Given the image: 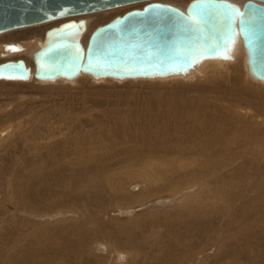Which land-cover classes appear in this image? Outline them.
<instances>
[{
    "label": "bare ground",
    "instance_id": "1",
    "mask_svg": "<svg viewBox=\"0 0 264 264\" xmlns=\"http://www.w3.org/2000/svg\"><path fill=\"white\" fill-rule=\"evenodd\" d=\"M187 1L180 0L184 6ZM233 1L241 4L244 0ZM140 2L145 1L131 4ZM122 6L126 5L108 9ZM105 10L91 14L98 16ZM40 30L36 27L9 33L13 41L24 44L20 52L27 63L32 64L29 52L40 39ZM242 54L241 47L233 57L236 66ZM218 62L222 65L226 60ZM206 63L205 68L212 67L211 77H216L220 69L215 61ZM220 68L236 69L228 64ZM245 73H232L231 78L224 79L208 75L212 88L197 84L176 87L173 93L154 90L156 95L148 94L141 102L138 97H121V104L129 103L133 108L127 105L129 108L110 126L104 124L115 136L114 143H107L114 163L105 168L99 165L103 153L97 152L105 143L82 149L76 144L75 153L58 155L61 147L65 149L77 139L72 138L74 133L47 150L45 158L34 154L22 163L15 159L2 162L0 264H115V260L119 264H264V89L246 86ZM179 76L164 78L175 80ZM210 93L235 98L222 99L228 101L223 106L221 99L210 98ZM242 102H246L247 111ZM234 107L230 113L223 110ZM142 108L155 120L146 130L143 123L133 126L125 117L129 111L140 118ZM148 118L143 117V121ZM32 130L35 142L50 146L47 138H39L37 127ZM54 163L66 164L55 168ZM32 166L38 168L36 175L54 173L62 188L53 185L51 191H26L24 176ZM97 166L100 169L96 170ZM127 178L122 189L119 180ZM3 180H7L8 192ZM152 208L158 210L136 219L112 216L117 209L135 216ZM11 210L38 217L26 218ZM65 212L72 213V219L58 220V216L67 215ZM39 216L56 220L37 219Z\"/></svg>",
    "mask_w": 264,
    "mask_h": 264
},
{
    "label": "water",
    "instance_id": "2",
    "mask_svg": "<svg viewBox=\"0 0 264 264\" xmlns=\"http://www.w3.org/2000/svg\"><path fill=\"white\" fill-rule=\"evenodd\" d=\"M139 1L145 3L97 24L86 43L87 19L72 17ZM200 3L206 4L197 9L204 13L203 24L194 28L184 17ZM217 5H234L249 19L233 21L232 9ZM65 17L45 28L32 64L7 58L25 48L22 42H4L0 80L183 75L204 60H229L242 47L247 72L264 82V0H188L185 6L161 0H0V34Z\"/></svg>",
    "mask_w": 264,
    "mask_h": 264
},
{
    "label": "rangeland",
    "instance_id": "3",
    "mask_svg": "<svg viewBox=\"0 0 264 264\" xmlns=\"http://www.w3.org/2000/svg\"><path fill=\"white\" fill-rule=\"evenodd\" d=\"M162 1H166V2L169 1L170 3L177 4V5L179 4L180 6H184L180 2V0H173V2H172V0H162ZM143 3H145V2H140V3H136V4L122 6L119 8H114V10L113 9H111V10L107 9L105 11H108V13L104 11L105 13L103 12V14H99L98 16L97 15L92 16L91 13L83 16L87 19V23H89L88 29L85 31L86 33L84 34L85 36H83V39H87V36H88L87 33L90 32L97 24H100V23L107 21L116 13H122L124 10H126L128 8L141 7L143 5ZM90 17H92V20L94 23H92ZM88 20H89V22H88ZM50 25H53V24L47 22L46 24L43 23V24H38V25H33V26H27V27H23V28L14 29V30L16 32L25 31V30L28 31L31 29H35L36 27L39 29H42L39 31L41 33L39 36L40 39H38L30 49L29 53H32V50H34V48L37 47V44H38L37 42L39 40L43 39L45 28L50 26ZM14 30H12V31L10 30V32H8V36L6 35L7 34L6 32L2 33L3 35L0 34V52H1L0 54H2V51H3V43L9 42L8 39H11L10 41H13L11 36L9 37V33H13ZM41 36H42V38H41ZM22 55H21V52H17V53H14L7 58L22 57ZM30 56L32 58V54H30ZM242 56H243V54H242ZM4 58H6V57H4ZM4 58H2L0 56V61L3 60ZM231 59H230V61L226 60V62H224L222 65H220L218 62L220 59H216V58L211 59V61H215L216 67L217 68L219 67L218 68V69H220L219 73L224 72L222 76H221L222 73L220 74V76L218 73V75L216 77H214V76H212V77L217 78L219 76V78H221V79H224L225 77L231 78L233 74L237 75L238 73H242V72L245 73L246 72L244 74L245 79L247 81V83L245 82L246 86H248L249 88H252V89H256V90L264 89V82L257 79L253 75H250L247 72L246 65L244 63V56L241 58L240 62L237 63L238 64L237 66H236V62H233V57ZM206 61H203L201 63V65L203 64L202 65L203 69L200 68L201 65L196 64V66L192 68V71H191V69H189L185 74H183V76H181L182 74H180V76L178 78H175V80L173 78H171V80H170V78L165 79L164 77L121 78V79L112 78V77L92 78L89 74H82V75H79L77 78H74L71 80L58 79V80H54V81H42V80H36L34 78H29L26 80H0V164H2V162L8 163V161L13 160V159H15V162L19 161L20 163H22L24 161V159H26V158L31 159L32 156H34V154L39 155L40 157L43 156L45 158L48 156L47 150L56 146L57 142H63L64 139L68 140L70 135H72L74 133L75 137H72V138L75 139L77 137V139L81 143L76 142L77 139H75L74 142L67 144L65 149H63V147H61L58 155H61V153H63L64 151H71V152L75 153L76 147H77L76 144L78 145L79 149H82L86 145L88 147H98L102 143L103 144L105 143L104 144L105 147L103 149L97 150V152L99 154L103 153L102 159H101V162L99 163V165L101 166V168H105L109 165H112L114 163V161H113V158L111 157V155L109 154V151H108L109 145L108 144L111 142L114 143L115 136L110 130L107 131V126L104 124L109 123V126H110L111 121L114 118H116L117 116H119V114L124 109L129 108L128 106H131V108H133L132 107L133 105H131V104L128 105L129 103L121 104L120 103L121 97H123V99L125 98V99H129V100H135L138 97L137 99L141 102V101H143V99L148 97V94L156 95L154 90H158V89H159L158 91L173 93V92H176V90H177V89H175L176 87L178 88L181 86H188V85L203 84L205 86L208 85L210 88H212L211 87L212 84L208 81V79L206 77H208V75L211 77V75L213 74V71H212V67H208V66H207L208 68L204 67L205 66L204 64L206 63ZM208 61H209V59H208ZM227 64L228 65H234V67L236 69L235 70H233V69L228 70V68H220L223 66H227ZM206 65H210V64L206 63ZM80 76H81V78H80ZM222 77H224V78H222ZM157 82H158V84H157ZM183 82L186 85L183 84ZM173 89H174V91H173ZM171 91H173V92H171ZM209 95H210V98L212 95L217 96L218 98L221 99V101H222V99L229 98V100H231V99L235 98L234 96H230L228 94H226V95L225 94L215 95V94L210 93ZM221 101H220L221 105H223V106L228 105V101L227 102H226V100H224L222 102ZM245 103L246 102H242L241 107L243 109L245 108L244 110L247 111L248 108H247V105ZM235 108L236 107H234L233 110H227V109L223 108V110L230 113V112L234 111ZM144 109L145 108H142V110L140 112V118H138V116L136 114L131 113L129 111H126L125 117L127 118L129 124H132L134 126V125H139V123H143L145 125V130H146L147 127L150 124H152L155 120L152 117L148 118L150 115H145ZM113 114H115L116 116H113ZM241 114H245V113H241ZM69 115H70V117H69ZM251 115H252V113L248 114L246 116H251ZM143 117H146L148 119L143 121ZM138 121H140V122H138ZM38 126L41 128V130L39 129ZM32 127L38 128L39 132H37V134H39L38 135L39 138L40 137H44L45 139L47 138L46 140L50 141L49 144H47V145H50L51 147L50 146L46 147L41 142H35L34 141L35 138L33 137ZM68 135H69V137H68ZM78 135H81V137H83V138H81L80 136L78 137ZM95 135L96 136L98 135L97 139H96ZM84 136H85V139H84ZM109 137L112 138L113 140L110 139ZM94 138H95V141H94ZM73 139H71V140H73ZM103 139H105V140H103ZM82 141H83V143H82ZM54 142H56V143H54ZM40 146H42V147H40ZM122 152L126 153L125 151H122ZM44 153H46V154H44ZM75 156L76 155H72V157H75ZM65 164L66 163H54V166H56L55 168H58V166L62 167ZM98 169H100V167L97 166L96 170H98ZM27 172H29L31 175H29V173H25V176H24V180H25L24 186L27 187L26 191H28L31 188L35 189L34 193H36L38 191H44V190L51 191L53 185H56L59 189L62 188V185L60 184L59 179L57 177H55L54 173L52 174L51 171L44 173L43 176L36 175V174H39L38 168L36 166H32V169L29 168V170H27ZM127 180H129V178H127L125 180H119L120 184L122 186V189H124ZM6 185H7V180L6 181L3 180V187L8 192L9 188L6 187ZM128 186H130V185H128ZM193 189H196V187ZM178 195H179V193L177 194V196ZM40 196L41 195L37 196V198L40 199ZM0 198L2 200L3 196H0ZM57 198H59V194H58ZM4 205L6 206L8 204L5 203ZM10 205H12V203H10ZM9 208L12 209L11 207H9ZM126 209H130V208H126ZM164 209H167V208H164ZM150 210L155 211L158 209L152 208V209L143 210L142 212L140 211L139 212L140 214H138V215L134 214L135 216L130 215V214H128V215L125 214V213H127V210H125V209L122 213H121L120 209H117V210H115V212H112V216H115V217H121L122 216L121 218H123V219L125 217L126 218L131 217L133 219L134 218L136 219L138 217H142L143 214H149L148 211H150ZM162 211L164 212L165 210H162ZM162 211L160 210V212L159 211L158 212L162 213ZM158 212H156V214ZM11 213H19V211L18 210H11ZM23 214L24 213H21V212L19 213V215L26 217V218L29 217L32 219L33 218L36 219V217H38V216L33 217L31 215L26 216ZM65 214H67V215L64 216ZM65 214L63 215L65 218L62 216H60V217L58 216L57 219L58 218H59L58 220L66 219V218L72 219L71 216H69L72 213L69 214L68 212H65ZM73 216H76V214ZM40 218L42 220L44 219L47 221L56 220V218H53L50 220V219H47L45 217H40V216L37 219H40ZM36 221H40V220H36ZM68 222H70V221H68ZM112 250L113 249H111V251ZM96 253H100V251H96ZM105 255H107V254H105ZM126 259L127 258H125V262H126ZM115 261H116L115 264H119L117 262V260H115Z\"/></svg>",
    "mask_w": 264,
    "mask_h": 264
},
{
    "label": "snow or ice",
    "instance_id": "4",
    "mask_svg": "<svg viewBox=\"0 0 264 264\" xmlns=\"http://www.w3.org/2000/svg\"><path fill=\"white\" fill-rule=\"evenodd\" d=\"M205 7H206L205 3H200V4L193 5V9L190 12V14L187 17H184L185 22L188 23L189 25H191L194 28L200 27L203 24L204 13H203V11H197V9H201L202 10ZM217 7H228V8H231L232 11H233V16H232L233 21L235 20L236 16L240 17V20H241L242 24H245L247 22V20L249 19L248 17H246V15L244 13H241L239 11V9H237L234 5H217ZM178 15L183 16V14H178Z\"/></svg>",
    "mask_w": 264,
    "mask_h": 264
}]
</instances>
